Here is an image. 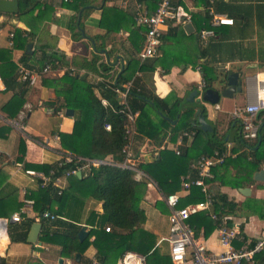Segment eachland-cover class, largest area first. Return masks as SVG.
<instances>
[{"label":"crops","instance_id":"crops-1","mask_svg":"<svg viewBox=\"0 0 264 264\" xmlns=\"http://www.w3.org/2000/svg\"><path fill=\"white\" fill-rule=\"evenodd\" d=\"M105 1L103 0L102 5L114 9L112 13H107L103 19L102 7L95 6L90 14L82 20L83 26L81 28L94 41L96 48H94L91 41L83 39L82 37L81 40H73L70 25L75 12L65 7L64 0H45V3L53 12H48L44 20L39 22L35 21L34 18L38 12H35L33 17L30 16L28 19H25L24 22L16 18L1 15L2 13H0V75L2 77L3 73L9 69L10 63L18 71V86L13 91H7L6 87L3 91H0V223L3 222L5 225V230H3L0 224V264H60V259H64L63 264H93L94 261L101 264L97 259V249L93 245L96 239L93 232L101 230L104 226L102 223L104 204L102 201L96 200L93 197V182L90 177L83 175L81 177L78 175L67 176L64 173L57 176L56 174L58 179L46 189L40 187V182L37 178L26 174L28 170L42 172V170L28 168L27 165L54 169L55 166L59 167L58 163L67 156L66 154L71 153L76 155L65 147L63 142L66 139L63 140L62 135L71 136L74 133L75 123L80 119L81 112L80 110L71 108L59 109V101H57L55 89L50 85L52 79L62 78L66 72L71 74L70 71L74 68L70 66H58L56 69L51 68V71L48 73H43L45 64L42 62L43 54L41 45L36 40L31 42L32 37L27 36L26 48L17 49L14 45L13 47L10 45V35H14L16 28L28 32L33 30L35 33H41V36L44 38V43L49 42L54 49L65 54L69 61L76 56L91 58L97 46H104L105 48L100 50L99 53L105 56V59L111 66L115 67L116 72L120 71L116 78V82H118L120 75L125 70L126 64L136 59L139 60L140 65L145 63L139 59L144 39L143 29L136 25L134 19L137 6H142L149 13H154L155 11L152 10L155 9L149 5L150 3H142L140 0H110L107 4ZM223 1L229 6L224 7L226 8L224 9L225 12L219 11L218 14L233 19L234 25L217 27V30L222 32L217 36L216 48L212 52L217 61H219L217 69L220 72L231 70L232 73L236 72L241 74L243 92L240 95H244V104L238 105V102L241 100L238 99L240 95L236 96V94L232 98H221L219 103L215 105L201 102L202 93L205 91V82L200 71V65L206 62L209 57L204 59L201 56L202 49L198 37L199 30L202 23H204L207 13L210 17L209 9L211 0H181L182 4L180 7L184 15H188L191 18L190 22L184 15H181L180 20L170 21L164 27L163 36H166L171 29L176 28V31L171 32L173 36H168V38L166 36L161 42L156 57H165V59L169 58V60L174 61L175 66L172 67L170 72L165 73L162 67L157 68L155 73L150 70L144 72L137 70L132 78H139L137 81L138 86L153 101L156 99L183 100V103L179 106V113L176 120H170L166 117L172 125L178 123L181 113L187 105L184 104V101L188 94L192 91L199 90V96L196 97L195 101L197 104L201 103L205 106V118L213 126L214 130L216 126L219 134L227 135L225 141L226 151L223 153L230 152L232 156L230 160H234L237 155L231 152L235 145L230 140L235 135L234 127L237 122L234 123V121H240L237 116L241 114L248 104L254 102L257 98L255 79L257 76L264 74V0ZM125 3H127L126 6ZM101 19H103V28L100 27ZM190 23L193 25L194 30L191 34H188L185 26ZM44 28L45 31L42 32ZM107 29H115L116 31L109 34L107 33ZM95 37H97L96 40ZM30 44L32 45V50L28 53L27 47ZM103 50L106 53L102 52ZM25 54L30 56L28 64L34 67L33 69H27L39 75L34 85L30 81H20V67L26 68L21 63ZM71 75H75V73ZM86 75L85 71L80 72L82 79ZM223 78V75L220 74L219 80L214 84V89L221 87L219 84L222 83ZM87 79L89 84H96L102 80V77L90 73ZM126 86H131V89L133 86L132 80L128 84L123 85L122 88ZM80 91L82 90L80 89ZM96 95L100 97L98 91H96ZM20 100H23L24 104L19 110V113L24 107H30L28 110L29 113L23 122L24 128L22 130L16 129L10 126L9 123L3 121V119H10L3 110L9 112L15 111ZM103 100L106 99H102V105H104ZM9 102L12 103L8 109L7 107L4 108ZM108 105L104 106L107 107ZM190 105L192 106V104ZM153 108L157 109L155 106ZM192 108L197 111L196 107L192 106ZM69 109L74 111L73 117L67 116L66 112ZM59 111H62L63 116L58 114ZM134 113H139V119L140 112ZM149 114L155 122H158V116L154 113L153 109H149ZM136 123L134 154L137 159L138 169L143 171L140 166L152 162L155 156L146 154L144 150L148 144L151 145L154 142L137 131ZM196 123L197 120L194 124ZM195 127L200 129L196 125ZM186 132H195L194 138L192 140L183 138V134ZM206 143V136L199 134L196 130H192L184 131L178 134L176 138H173L172 133L168 132L163 145L158 148H156V145L154 146L156 149L166 148L172 154H176L175 149L179 148L180 156H188L187 158L191 162L190 171L184 177L189 175L195 177L196 172L192 166L202 156L207 155L204 151ZM156 156L159 158L158 154ZM180 156L177 155V157ZM22 157L23 160L20 161ZM51 171L49 172L51 173ZM143 173L152 181L150 184V180L142 179L148 182L147 194L141 204L147 217L144 229L154 234L156 238L160 237L156 244V246H159L161 239L168 237L169 234V211L168 214H165L166 220L162 228L159 224V216L163 215V205L158 207L156 204L157 202H162L166 205L162 199L165 194L156 181L145 171ZM134 179L136 181H142L137 179L136 175H134ZM210 186L215 196L217 195V190H220L221 193L228 196L229 200L239 205L243 204L247 198L264 200V182L255 180V184L246 187L251 189V195L249 197L243 196L240 189H233L228 186L222 187L217 180L210 182ZM29 199L33 200L34 204L28 209L27 213L23 214V222L10 223L9 221L13 215L19 213L25 207V201ZM43 209L50 210L55 215L58 214L59 222L77 225L80 227V231L86 228L88 232L87 237L83 241L79 237L78 239L81 243L89 239L90 244L83 255L77 254L80 255L78 262L77 255L75 259L62 256V245L60 243L50 244L42 241L45 225L49 227L50 223L48 222H51L43 220L44 222L42 223L39 219V214ZM196 217L198 218V222L205 223L197 235L200 241L204 242L211 251L219 253L222 249L218 241L217 228L211 229V224L207 221L208 218H211L210 215L207 213H199ZM227 219L228 223L235 224L239 227L240 231L243 225L244 231L243 233L241 231V234L246 235V240L250 242L258 238L264 229V219L248 212L240 217L229 216ZM28 220H34L35 223L39 222L42 224L37 242H28L32 227L29 229L27 242H12L10 232L14 236H17L21 231V225ZM107 227L108 225H106ZM50 228L53 232L62 230V227L58 225L51 226ZM243 246L250 245L248 242H236L235 247L241 248ZM160 249L162 252H169L167 243L161 244ZM130 255L140 254L128 252L117 264H125L123 261L126 257V262L136 264V259L129 257Z\"/></svg>","mask_w":264,"mask_h":264},{"label":"trees","instance_id":"trees-1","mask_svg":"<svg viewBox=\"0 0 264 264\" xmlns=\"http://www.w3.org/2000/svg\"><path fill=\"white\" fill-rule=\"evenodd\" d=\"M18 1L20 11L17 15H1L16 18L24 22L25 19H28L30 16L33 17L35 12H38L34 18L35 21L39 22L44 20L48 12H53L45 3V0ZM64 1L65 7L75 12L70 25L72 38L75 41L81 40L77 22L78 15L82 9H84L82 20L90 14L95 6L102 7L103 19L107 13H112L114 11V9L106 7V5H102L103 0ZM109 1L110 0H106V4ZM161 1L162 0H140L142 3H150L149 5L155 9L152 11L157 10ZM181 4V0H178L177 5ZM227 5L228 4L223 0H214V4H210L213 8L215 7L216 12H223L224 9H226L224 7ZM103 19H101L100 22L101 28L104 27ZM81 26H83V21L81 22ZM210 29L215 31V37L210 39L207 45H203L200 40L201 31ZM44 31L45 28L42 32ZM114 31L116 30L107 29V33L109 34ZM175 31L176 28L171 29L166 35L167 38L168 36H173L171 32ZM199 31L198 40L202 49L201 56L204 59L209 57L206 62L200 65V71L205 82V90H210L214 89V84L219 80L220 74L224 77L222 83H225L228 75L231 74L232 71L226 70L225 72H220L217 69L219 61H217L212 51L216 48L217 36L222 31L212 27V16L210 15L209 17L208 13ZM27 36L32 37L31 42L36 40L41 45L43 54L42 62H44L45 65L51 64L53 69L58 68V66H70L76 70L75 75L66 72L62 78L52 79L50 83L51 87L55 89L57 101H59V109L71 108L80 110L81 112L80 119L75 123L74 133L71 136L62 135L63 140L66 139L63 143L70 152L85 158L105 159L110 157L116 162L124 161L126 157L124 150L128 143L126 128L128 125H132V123L127 115L125 106L120 105L117 93L114 89L122 88L123 85L128 84L131 80L133 86L129 91L127 103L128 107L133 112H140V117L136 123V129L140 134L147 136L154 142V144H148L144 150L146 154L155 155L152 162L143 164L140 168L156 181L165 195L180 191L181 177L189 173L191 163L190 159L187 158L188 156L179 155L180 157H177L176 154H172L167 151L166 148L156 149L163 145L168 132H171L173 138H176L178 134L184 131L196 130L199 134L207 137V143L204 146V151L207 155H212L216 150L220 152L226 151L225 141L227 135L219 134L216 126L213 134H206L195 127L194 122L197 120L195 117L196 110L192 108L190 104L186 105L178 123L172 125L166 117L170 120H176L179 113V106L183 103V100L175 99L172 101L156 99L153 101L152 98L144 94L142 88L138 86L139 84L137 81L139 78H132L137 70L143 72L150 70L155 73L157 68L162 67L165 73L170 72L172 67L175 66V63L169 60V58L156 57L147 60V63L145 62L142 65H140L138 59L131 61L129 64L125 65V70L120 75L118 82H116V78L120 71L116 72L115 67L111 66L105 59V56L99 53L100 50L105 48L104 46H97L91 58L76 56L69 61L65 54L54 49L49 42L44 43V38L41 36V33H35L33 30L28 32L16 28L13 39L15 48L25 49L27 45ZM166 36L162 35L161 42ZM96 39L97 37H95V40ZM29 59L30 56L25 54L21 63L26 68L33 69L34 67L28 64ZM81 71H85L87 74L84 79L80 76ZM90 73L99 75L102 77V80L96 84H89L87 82V77ZM2 79L7 91H13L18 86V71H16L12 63H10L9 69L3 73ZM80 89L82 91H80ZM96 91L100 93L101 98L96 95ZM102 99L108 101L109 105L107 107L102 105ZM11 103L12 102H9L4 108L7 107L8 109ZM23 104V100H20L15 111H3L9 118H15ZM153 106L157 109L153 108ZM149 109H153L154 113H156L159 119L158 122H155L149 114ZM235 122H237L234 127L235 135L230 140H232L235 145L231 152L237 155L236 159H229L227 163L213 170L215 176L213 181L217 180L222 187L228 186L233 189H244L255 184L254 175L256 172L264 170V111L254 119V123L259 125L258 134L254 139H245L241 134L243 131L241 121H234V123ZM107 124L111 125L110 131H107L105 128ZM154 145H156V148ZM155 153L159 155V158H157ZM22 160L23 157L20 161ZM27 167L35 170H42V172L47 175L50 174V170H55L57 176L68 170L77 168L75 164H67L63 167L55 166L54 169L41 168L36 165H27ZM134 175L135 173L131 170L114 166H102L98 169H92L90 176L93 182L92 195L96 200L102 201L104 204L102 222L104 226L101 230L93 232V235L96 237L93 245L97 249V259L101 264H117L128 252H135L144 256L147 264H173L169 252H162L160 246H156V236L144 229L147 217L141 204L147 194L148 182L145 180L136 181ZM204 200L205 197L201 189L192 187L189 195L182 199L181 206L200 203ZM215 200L216 202L214 203L213 210L217 214L219 221L214 222L211 218H208L207 221L210 222L211 229L218 228L226 217H240L243 214L245 215L246 212L258 215L260 218L264 219V200L247 198L243 204L239 205L229 200L228 196L221 193L220 190H217ZM162 205V213L168 214L169 210L166 205L162 202H157L156 204L158 207ZM44 209L41 210V212L45 211ZM196 216L190 220V223L195 227L198 235L200 228L204 226L205 223L198 222ZM41 222L43 223L44 221L41 220ZM34 223V220L24 222L17 236H14L12 232H10L11 241L27 242L29 229ZM48 223H50V226L47 227L45 225L42 236L43 242L50 244L60 243L62 245L61 254L63 257L75 259L77 254H84L90 242L89 239L82 243L79 241L80 227L74 224L59 222V219ZM55 225L62 227V230H57L55 232L51 231L50 227ZM106 225L111 229L110 233L106 232ZM229 225L232 226L233 224L229 222ZM241 231L242 233L244 231L243 225L241 226ZM244 237L246 238V235Z\"/></svg>","mask_w":264,"mask_h":264},{"label":"built area","instance_id":"built-area-1","mask_svg":"<svg viewBox=\"0 0 264 264\" xmlns=\"http://www.w3.org/2000/svg\"><path fill=\"white\" fill-rule=\"evenodd\" d=\"M214 4V0H211V5ZM127 3H125V6ZM210 15L212 16V27L220 26H232L234 25V20L228 18L227 16H221L210 6ZM184 15L180 5H177V0H162L158 5L157 10L154 13H149L142 6H137L135 12V23L138 27L143 29L144 43L142 51L139 54V59L141 62H146L149 59H153L158 55V49L161 44V37L163 35V29L170 21L180 20V16ZM190 22L191 18L188 15H184ZM13 37L10 35L11 43L13 47ZM215 37L214 30H203L200 34V40L203 45H207L209 40ZM52 65L47 64L43 69V73H48L51 71ZM70 71V70H68ZM71 74L75 73L72 69ZM20 81L26 82L30 81L34 85L39 75L35 74L31 70L20 67L19 70ZM257 86V98L254 102H251L246 106V108L237 116L242 124L243 131L242 135L245 139H254L259 130V125L254 123V118L257 117L264 111V79H260V75L255 79ZM125 88H115L114 91L117 93L120 105H124L127 115L130 118L132 125H128L126 128L128 143L125 147L126 157L123 162L113 161L111 158L107 159H92L85 158L81 156H76L71 153L66 154L65 158L59 162L58 166L63 167L67 164H75L77 168L68 170L64 172L65 175H83L90 177L92 169H98L102 166H114L122 169L131 170L135 173L137 179H151L139 170L137 167V159L134 154V147L136 141V130L135 123L138 119L139 113H134L128 107L127 99L130 91V87ZM5 89L3 79L0 75V91ZM104 105H108L106 100H103ZM30 107H24L20 113L15 118L3 119L10 126L22 130L23 122L29 113ZM58 114L63 116L62 111ZM244 114V115H243ZM107 131L111 130V125L107 124L105 126ZM195 136V132H186L183 134V138L187 140H192ZM176 154L180 155L179 148L175 149ZM230 152H220L216 151L212 155H205L193 163V170L196 172V176L191 175L183 177L181 180L180 191L165 195L162 197L166 206L169 209V234L168 237L161 239L159 246L162 243H167L169 246L170 257L173 264H264V229L258 236V238L253 239L251 242L247 241L246 238L241 234L239 227L235 224L229 225L227 217L223 219V223L217 228L218 241L221 247L219 253L211 251L204 242L200 241L197 236L196 229L191 225L190 220L193 216L199 213H207L210 215L214 222H218L219 218L214 212L215 194L211 189L210 182L214 179L213 170L224 165L231 158ZM26 174L37 178L41 188L50 187L55 180L56 171L52 170L49 175L42 172H36L33 170L26 171ZM197 187L201 189V192L205 195L206 199L200 203H192L186 206H181L182 199L189 195L191 188ZM34 201L29 199L25 201V207L21 209L19 213L13 215L12 219L14 222L21 223L24 220L23 214L27 213L28 209L31 208ZM40 220L46 221H56L59 219L50 210H45L39 214ZM1 224V229L5 230L4 223ZM107 232H110L109 227L106 228ZM249 243L250 246H243L241 248H236V242ZM136 259V264H147L146 258L142 255H130ZM128 257V258H129ZM127 257L124 259L125 264ZM93 264H99L94 261Z\"/></svg>","mask_w":264,"mask_h":264},{"label":"water","instance_id":"water-1","mask_svg":"<svg viewBox=\"0 0 264 264\" xmlns=\"http://www.w3.org/2000/svg\"><path fill=\"white\" fill-rule=\"evenodd\" d=\"M20 11V5L18 0H0V13L2 14H13L17 15ZM84 9H82L78 15V22H77V27L78 30L81 34V37L83 39L89 40L93 43L94 48L95 43L94 41L86 35L85 31L83 28H81V21H82V15H83ZM185 30L187 31L188 34H191V32L194 30L193 25L187 24L185 26ZM32 50V45L30 44L27 47V52L30 53ZM102 52L106 53L105 50ZM218 89H210V90H205L202 93V99L201 102L208 103L211 105H215L219 103L221 98H232L235 94H240L243 92V87H242V80H241V74L240 73H231L227 77V81L225 83H220ZM200 91L195 90L192 91L188 94L187 98L184 101V104H192L193 107L197 108L196 111V118H197V123L194 124V126H198L203 132L206 134H213L214 133V128L213 126L207 121V119L204 116V111H205V106L203 104H197L195 101L196 97L199 96ZM183 109V106H182ZM68 117H73L74 111L69 109L66 112ZM179 118V117H178ZM81 177V175H78ZM255 180L258 182H264V170H261L260 172L255 174ZM240 192L243 194L245 197H249L251 195V189L245 188V189H240ZM10 223H15L13 219L9 221ZM42 228V224L39 222H36L31 229L30 236L28 238V242L30 243H36L39 234ZM88 235V232L86 231V228L81 229L80 234H79V239L83 241ZM80 260V255H77V262ZM60 264L64 263V259H60L59 261Z\"/></svg>","mask_w":264,"mask_h":264},{"label":"rangeland","instance_id":"rangeland-1","mask_svg":"<svg viewBox=\"0 0 264 264\" xmlns=\"http://www.w3.org/2000/svg\"><path fill=\"white\" fill-rule=\"evenodd\" d=\"M238 95H240V94H236V96H238ZM244 96V95H243ZM243 96H241L240 95V97L238 98V99H240L241 101L240 102H238V105H241V104H244V97ZM252 100V99H251ZM153 160V159H152ZM151 215V214H150ZM166 215L165 214H163L162 216H159V224L162 226V228L164 227V223H165V220H166V217H165ZM151 218H152V216H151ZM160 239V237L159 238H157V242H158V240ZM163 247V246H162Z\"/></svg>","mask_w":264,"mask_h":264},{"label":"bare ground","instance_id":"bare-ground-1","mask_svg":"<svg viewBox=\"0 0 264 264\" xmlns=\"http://www.w3.org/2000/svg\"><path fill=\"white\" fill-rule=\"evenodd\" d=\"M260 79H264V74H262V75L260 76Z\"/></svg>","mask_w":264,"mask_h":264}]
</instances>
